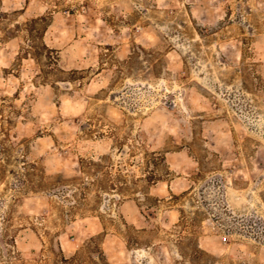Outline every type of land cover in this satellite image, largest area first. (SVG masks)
<instances>
[{"label": "rangeland", "instance_id": "rangeland-1", "mask_svg": "<svg viewBox=\"0 0 264 264\" xmlns=\"http://www.w3.org/2000/svg\"><path fill=\"white\" fill-rule=\"evenodd\" d=\"M0 264H264V0H0Z\"/></svg>", "mask_w": 264, "mask_h": 264}]
</instances>
